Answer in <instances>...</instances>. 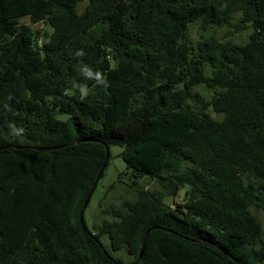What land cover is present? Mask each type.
<instances>
[{
  "label": "trees",
  "instance_id": "trees-1",
  "mask_svg": "<svg viewBox=\"0 0 264 264\" xmlns=\"http://www.w3.org/2000/svg\"><path fill=\"white\" fill-rule=\"evenodd\" d=\"M197 22L253 33L194 45ZM112 146L160 190L90 230L81 211ZM253 208L264 0H0V264H264Z\"/></svg>",
  "mask_w": 264,
  "mask_h": 264
},
{
  "label": "rangeland",
  "instance_id": "rangeland-1",
  "mask_svg": "<svg viewBox=\"0 0 264 264\" xmlns=\"http://www.w3.org/2000/svg\"><path fill=\"white\" fill-rule=\"evenodd\" d=\"M85 5L86 3L82 4L80 8L81 12ZM21 22L29 24L30 20L29 18H25ZM233 32L234 28L229 26L225 28L205 30L202 24L197 22L191 25L188 36L189 40L194 43V45L214 33H216V36L222 41H232L244 44L250 40L253 30L249 28L240 33L233 34ZM195 92H198L207 101H210L212 98V93L205 86L197 87ZM59 117L62 119L67 118L66 115L62 114H60ZM123 150L122 147H111L108 167L105 169L104 176L98 183L97 189L84 212L86 224L90 230L101 224L102 219L105 218V210L112 207L119 208L126 201H134L139 190H160L159 185L154 180L145 178L135 181L132 172L127 168V165L121 158ZM165 201L168 205H174V203H178L180 200L177 198H167ZM252 211L258 217L264 231V210L253 208ZM107 242L110 244L108 238H103V243L108 248ZM118 256H122L126 261L131 259V257L127 256L125 253L118 254Z\"/></svg>",
  "mask_w": 264,
  "mask_h": 264
},
{
  "label": "water",
  "instance_id": "water-1",
  "mask_svg": "<svg viewBox=\"0 0 264 264\" xmlns=\"http://www.w3.org/2000/svg\"><path fill=\"white\" fill-rule=\"evenodd\" d=\"M109 158H110V150H109V148L107 147V156H106L105 164H104V166H103V168H102V170H101V173H100L99 177L97 178V180H96V182H95V184H94V186H93V188H92L90 194L88 195V197H87V199H86V202H85V204H84V207H83V209H82V211H81L82 220H83L84 212H85V210H86V208H87V206H88V204H89V202H90L91 197H92L93 194H94L95 188H96V186H97V184H98V182H99V180H100V177L102 176V174H103L104 171H105V168H106V166H107V162H108ZM183 194H185V191H182V195H183ZM155 228H156V227H155ZM149 232H150V230L147 231L146 236H145V238H144V241H145L147 235L149 234ZM144 241H143V243H142V249H141V253H140V258H142V256H143V252H144Z\"/></svg>",
  "mask_w": 264,
  "mask_h": 264
}]
</instances>
